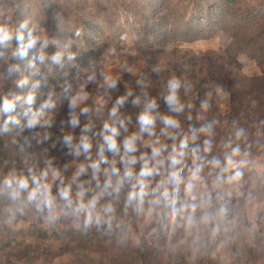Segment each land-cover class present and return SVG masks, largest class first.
Instances as JSON below:
<instances>
[{
  "label": "trees",
  "instance_id": "obj_1",
  "mask_svg": "<svg viewBox=\"0 0 264 264\" xmlns=\"http://www.w3.org/2000/svg\"><path fill=\"white\" fill-rule=\"evenodd\" d=\"M172 1L0 0V24L7 23L15 32H23L22 41L14 37L6 49L0 46V103H3L5 98L15 101L13 110L0 115V129L11 116L15 119L9 122V130L4 132L5 135L20 134L28 130V121L41 109L45 101L52 99L58 90V85L68 84L71 78L82 70L104 66L105 54L112 50H120L123 38L128 34L137 35L139 42L141 40L143 44L137 47L149 48V45L151 47L165 43L164 34L167 31L170 32L173 45L190 40L208 39L224 33L222 46L224 50H232L254 58L264 72V0H176L177 7L181 4L182 8L177 12L167 7ZM22 24L25 25L23 29L20 27ZM169 25L172 26L171 29L168 28ZM33 39L35 43L30 44ZM22 45L27 47L26 53L18 51ZM57 54L59 60H54L53 57ZM69 56L73 59L70 60ZM209 73L214 72L210 70ZM227 73L230 79L228 83L223 80L225 77L219 76V83L230 94V107L223 114L210 109V106L207 110L195 104L189 106V103L185 102L186 96L183 92H180L179 98L183 111L171 112L165 102L168 91L166 85L159 82L147 88L138 86L143 93L141 98L146 103L153 99L156 101L157 107L153 113L156 118L155 133L165 127L161 119L164 116H172L179 122L178 128L168 129L175 139L164 135L167 142L164 157H167L174 144L178 146L181 141H186V137L194 129H199L209 122H214L211 136L198 133L196 141H186L189 149L199 146V155L204 160L197 163H203L213 157L223 161L225 154L230 153V149L225 147L229 141L232 142L233 147L237 144L240 146L242 155L245 152L264 155V90L262 88L257 91L256 88H250L249 86L254 84L247 77L234 75L230 70ZM260 80H264V74ZM118 81L114 87L115 96L126 99L119 106L115 120L123 119L126 126H131L132 123L126 121L123 113L125 104L134 103V100H128L126 84L130 82ZM245 87L249 91L245 90ZM238 88H243L246 94L243 95V92L242 95L239 94ZM30 94L34 97L32 101L28 100ZM146 105H142L140 113L144 111ZM133 108L136 109L137 105ZM46 110L47 108L44 112ZM81 118V123L90 128L101 125L100 116L95 113ZM17 120L19 123L15 122ZM133 123L135 128L139 125L137 117H134ZM239 129L244 130V135L237 139L235 133ZM133 133L136 132H129L130 135ZM100 134H102L100 126L91 131V138L97 141L98 145L103 144ZM123 134L124 129H120L118 138ZM205 140L211 141V151L207 153L203 150ZM137 151L142 150L137 148ZM144 153L150 155L151 150L147 149ZM117 155L113 154L111 161L116 160V167L122 173L124 164L120 157H116ZM1 166L0 162L1 173L2 169L8 170ZM194 166L191 155H188L180 173L189 172ZM240 169L244 173L240 178L244 193L253 200L260 199L259 201L264 202V173L258 178L257 172H253L250 168L240 167ZM139 170L134 169L136 173ZM166 172L165 164L160 170L161 174L151 177L148 181L166 176ZM202 174L212 183L215 170L205 164ZM4 177L0 174V181ZM104 180L100 178L101 184ZM134 182V180L129 181L123 186L118 199L112 197L104 199L112 200L116 209L112 227H117V231L110 239L115 246L110 252L103 253L102 259L93 260L94 264H229V260L214 255L215 247L221 246L218 245V236L215 239L211 238L210 232L202 226L200 231L193 229L191 233L183 232L186 230L183 218L177 220L182 230L180 232L182 236L175 247L174 257L177 258L174 260L172 255H168L167 241L164 239L168 234L162 235L161 225L156 219L158 213L164 210L157 209L155 212L157 216L155 215L151 224H145L140 230L138 225L142 222L141 215H137L133 206L125 208L127 193ZM83 183L84 187L89 189L85 199L99 191L95 181L90 182V179L86 178ZM75 190L78 188H73V191ZM148 191L152 192V190ZM26 196L27 191L22 193L20 199L14 201L7 190L0 191V235L10 229L7 222L15 216V212H31L33 203H26ZM73 196L75 197L74 192ZM185 199L186 197H181V202ZM196 215H199L198 211ZM116 221L122 222V226L118 227ZM133 228L138 229L140 233V242L137 244L132 242L130 234L126 232H131ZM184 234L186 237H183ZM77 237L84 239L87 235L79 232ZM88 239H92L91 236ZM239 246L244 250V258L238 261L239 264L263 263L264 242L257 245L254 236L251 238L247 236L239 242ZM252 247L257 251L256 253L249 251ZM32 258L28 253L26 264H34ZM126 258H129V261H126Z\"/></svg>",
  "mask_w": 264,
  "mask_h": 264
},
{
  "label": "rangeland",
  "instance_id": "obj_2",
  "mask_svg": "<svg viewBox=\"0 0 264 264\" xmlns=\"http://www.w3.org/2000/svg\"><path fill=\"white\" fill-rule=\"evenodd\" d=\"M167 7L176 12L182 9L181 4L177 7L176 0L168 3ZM168 28L171 29L172 26L169 25ZM164 37L165 43L163 44L151 45V47L148 44L149 48H139L137 46L143 44L141 40L139 42L137 35L128 34L124 36L120 50H112L105 54L104 66L82 70L73 76L68 84L58 85V90L52 97L55 107H48L43 116L39 118V123L20 134L5 135L3 133L0 135V162L2 166L8 168L7 171L2 169V173L0 169V174L5 177L9 174L30 175L29 169L39 174L46 167L45 161L51 159L52 169L49 170L47 182L55 194L59 187L72 182V177L79 165L90 163L85 158L86 154L82 153L77 157L74 150L64 143L66 135L73 136V144L79 142L81 135H87L92 143L91 160L98 159L99 148L102 144L98 145L97 141L91 138V131L98 126L103 131L105 122L117 121L111 116V110L120 98L115 96L114 87H109L106 83V75L117 81L130 82V84H126L128 93L131 92V95H128V100L138 101V103L125 104L124 106V118L132 123V127L127 126V131L124 130V134L118 138L121 151L116 157L124 155L123 141L130 135L129 132L139 133L140 126L137 125L135 128L133 119L134 117L138 118L141 114L139 111L142 105L148 103L141 98L143 95L141 87L147 88L160 82V84L166 85L167 89L168 81L175 77L181 82L178 96L180 98V92H183L186 96L185 102L189 103V106L195 104L201 107L204 102H207L210 109L215 112L217 110V113L219 111L222 114L226 113L230 107V94L219 83V76L225 77L223 80L228 83L230 81L228 70L232 71L234 75L247 77L254 84L249 86L250 88H256L257 91L262 88L264 90V80H260L264 72L259 63L246 54L224 50L222 47L224 33L208 39L178 43V45H173L169 31L164 34ZM210 70L214 73H209ZM238 90L239 94L244 91L243 88H238ZM245 90L249 91L246 87ZM245 94L246 92H243V95ZM73 96L81 97L74 108L70 105ZM132 105H137V108L134 109ZM83 108H87L88 111L82 113L81 109ZM93 113L100 116L101 125L89 127V131L85 133L83 131L85 125L81 123V116ZM73 115L79 118V124L76 127L71 124ZM45 133L48 134V138L42 139ZM99 137L103 140L102 134ZM157 138L161 145L167 144L161 131L155 133V136L144 134L142 139L137 141V148L142 151H136L137 153L132 155L136 154L135 156L138 158L145 154L147 149L151 150V145ZM113 154L111 151L105 152L109 162H111ZM233 159L238 166L248 167L253 172H257L258 178L264 173V155L240 154L234 156ZM241 161L243 163H240ZM2 166L1 168H3ZM108 166V164L102 165L100 178L106 179L103 169ZM141 166L142 161L138 160L134 169H140ZM53 171L59 172V178H53ZM179 174L185 179L189 176V172ZM91 177L92 169L88 168L86 173L73 183V188H77V184L82 183L86 178H89L90 182L94 181ZM202 177L203 180L195 192L198 197L200 193L211 190L212 186L204 174ZM165 178L166 176H161L153 181H148V190H153ZM61 179H63L64 185H61ZM225 189L232 193L229 198V219L232 221V225L230 231H221L217 235L218 245L221 246L215 247L214 255L220 259L229 260V264H239L238 261L244 258V250L239 246V242H242L243 238L254 236L257 245L264 242V202L259 201L260 199L253 200L245 194L241 179L231 185H225ZM181 197H185L183 185H181ZM106 202L105 200L101 201L102 204ZM36 203L38 201L33 202L31 212H15V216L7 222L10 229L0 235V264L9 262L26 264L28 253L33 257L34 264H94L93 260L102 259L103 253L110 252L111 248L115 246V243L110 242V239L115 236L117 227L109 229L107 223H101L100 225L91 224L85 228L83 216L77 217L71 214H61L53 220L50 218L49 209L47 207H43L42 210L38 209ZM62 204L63 202L57 197V211L60 210ZM197 211L200 215V210L197 209ZM155 215L157 216L154 213L151 218H148L141 214L142 222H139L138 228L142 230L145 224H151ZM156 219L158 220L159 217ZM159 224L163 231L162 235L168 234L164 238L167 241V253L174 257L175 247L182 236L180 234L182 230L179 228L180 223L177 221L175 228L162 226L160 222ZM87 229L89 231H86ZM206 230L210 232L209 229ZM138 231L134 228L131 232L126 231L135 244L140 242ZM186 231L189 232L187 229L183 232ZM79 232L87 237L79 239L80 237H77ZM90 236L92 239H88ZM183 237L186 235L184 234ZM190 242L191 240L187 242V246ZM249 251L257 252L253 247ZM175 258L177 257H174V260ZM125 260L129 261V258ZM260 264H264V259Z\"/></svg>",
  "mask_w": 264,
  "mask_h": 264
},
{
  "label": "clouds",
  "instance_id": "obj_3",
  "mask_svg": "<svg viewBox=\"0 0 264 264\" xmlns=\"http://www.w3.org/2000/svg\"><path fill=\"white\" fill-rule=\"evenodd\" d=\"M21 29L25 25L20 26ZM14 37H18L23 40V32H15L11 29L7 23L0 24V46L7 48L12 42ZM35 43V39L29 42ZM18 51L27 52V47L22 45ZM16 53L14 52L13 55ZM44 57L42 56L41 59ZM54 60H59V54L53 57ZM69 59H73L69 56ZM92 79V77H89ZM105 81L109 87H115L117 80L111 76H105ZM181 88V82L179 79L173 77L168 81V91L165 96V102L169 106L171 112L179 113L183 111V106L179 103L178 92ZM131 95V92L128 93ZM34 97L30 94L29 101H32ZM81 99L80 96H73L70 101V105L74 108ZM126 97H120L116 101V106L111 110V116L116 118L118 108L125 102ZM138 103V101H134ZM15 107V101L5 98L3 103H0V115L5 112H10ZM48 107H55V102L49 98L41 106V109L33 114L32 118L28 121V127L34 126L39 123V118L43 116L44 109ZM157 107L156 101L150 100L144 111L138 117L139 133H133L127 136L123 141L124 155L120 157L124 164V170L116 167V160L108 161L105 156L106 151H111L114 154H119L121 151V145L118 143V136L120 129L127 131L126 123L123 119H118L116 122H105L102 131L103 144L99 148L98 159L91 160V148L92 143L87 135H81L78 143L73 144V136L66 135L64 137V143L70 146L71 150H74L75 155L79 157L82 153L86 154V160L90 161L88 164H81L77 168L72 177V182L64 185L63 179L60 180L61 186L58 191L53 194L51 185L47 182L49 170L52 169V160L47 159L45 161L46 167L37 174L32 169H29L30 175H16L9 174L0 181V191L7 190L12 200H18L21 198L22 193L27 191L26 203H36L38 209L47 207L49 209L50 218L55 220L59 215H74L77 217L83 216V224L85 228L91 224L100 225L101 223H107L109 229L112 228L116 217V209L112 203V200H108L106 203H101L106 197L119 198L121 189L123 186L134 180L131 190L127 193L125 208L130 206L134 207V211L137 215H146L151 218L157 209H163L164 211L158 213V222L162 226H177L178 218H183L185 221L186 229L191 233L193 229L197 231L201 230V226L204 229L210 230L211 238L215 239L221 232L230 231L232 221L229 219L230 207L229 198L232 193L225 189V185H231L237 182L243 177L244 173L237 165V162L233 159L234 156L240 155V146H232V142L229 141L225 144L226 148L230 149V153H226L223 161L218 157H213L211 160H205L203 163H197V161L204 160L199 155V146L191 147L189 149L186 141H196L198 139V133H202L208 136L213 134L214 122H209L202 125L199 129H194L192 133L186 137V141H181L178 146L175 144L171 147V151L167 157L163 156L166 145H161L159 138H157L153 145H151V154H142L138 158L134 154L137 151V141L142 139L144 134L148 136H155V123L156 118L154 116V110ZM202 109L207 110L209 105L204 102L201 105ZM87 108L81 109V112H87ZM15 118L9 116L8 121L4 122L3 128L0 129V135L9 130V122ZM164 128L161 130L162 134L169 138L175 139L174 135L168 131L169 128L175 129L179 127V122L172 116H164L161 118ZM19 123V121H15ZM45 123H48L45 121ZM71 124L76 127L79 124V118L76 115L72 116ZM85 133L89 131V126L85 125L83 129ZM244 135V130L239 129L236 131L235 136L237 139ZM48 134L42 137L47 139ZM204 152L211 151V141H204ZM245 155L248 153L245 152ZM191 155L193 159V168L189 169V176L185 179L180 175V171L185 166V157ZM142 161V166L138 173L134 171V166L137 162ZM240 163H243L241 161ZM108 164L109 166L103 169V175L106 177L103 184L100 182V173L102 171V165ZM167 165L166 178L161 180L156 187L150 193L148 191V180L153 176L160 175V170ZM205 164L210 169L215 170V177L212 181L211 190L200 193L199 197L195 194L198 185L203 180L202 172ZM92 169L91 179L96 182V188L98 192L85 199L89 189L84 187V183L77 184L78 191L73 196V183L77 182L79 178L86 173L87 169ZM211 174V172H210ZM58 171H53V178H59ZM115 178V179H113ZM30 184L32 187L30 188ZM181 185H183L184 196L186 199L181 202ZM205 187L207 185L205 184ZM214 191V195H213ZM57 197L63 202L62 207L57 211ZM151 197V198H148ZM147 204V208H145ZM190 209L188 212L186 210ZM197 209L200 210V215L197 217ZM23 211V208H21ZM117 226H122V222L116 221Z\"/></svg>",
  "mask_w": 264,
  "mask_h": 264
}]
</instances>
